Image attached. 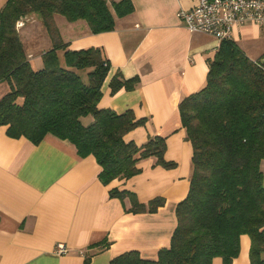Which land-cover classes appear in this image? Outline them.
Returning a JSON list of instances; mask_svg holds the SVG:
<instances>
[{
	"label": "trees",
	"instance_id": "16d2710c",
	"mask_svg": "<svg viewBox=\"0 0 264 264\" xmlns=\"http://www.w3.org/2000/svg\"><path fill=\"white\" fill-rule=\"evenodd\" d=\"M134 11L132 0H8L0 11V84L9 86L0 100V128L34 145L50 136L70 142L80 158L95 157L105 186L139 175L140 162L150 158L174 169L176 164L165 160V138H150L141 146L125 141L146 119L98 107L111 63L101 48L70 49L55 20L60 15L70 23L86 21L99 34L114 31L116 18ZM32 15L40 17L53 42L38 70L17 29L20 20ZM208 66L205 87L179 106L193 148L192 177L176 209L171 245L155 260L127 252L110 264H212L215 258L233 264L244 235L251 240V264H264V56L252 60L226 39ZM138 83V77L124 80L118 74L112 93L134 90ZM88 117L93 122L86 126L82 119ZM110 196L124 204L128 200L127 211L134 214L155 213L165 203L156 198L142 204L126 190L111 189Z\"/></svg>",
	"mask_w": 264,
	"mask_h": 264
},
{
	"label": "crops",
	"instance_id": "0c3cea01",
	"mask_svg": "<svg viewBox=\"0 0 264 264\" xmlns=\"http://www.w3.org/2000/svg\"><path fill=\"white\" fill-rule=\"evenodd\" d=\"M117 1V0H116ZM8 0H0V11ZM134 13L116 18L114 31L93 34L86 21L70 23L56 15L65 43L72 50L101 48L111 63L98 107L118 114L132 111L146 125L125 136L126 142L144 145L150 138L166 139V169L156 158L139 164L141 173L105 186L95 157L80 158L68 141L48 137L34 145L13 139L0 128V264H110L114 258L138 252L149 260L169 248L177 227L176 209L190 190L193 148L182 125V100L203 89L208 59L220 42L210 35L191 33L178 17L197 0H132ZM110 3V2H109ZM18 29L28 59L43 67L42 55L53 47L41 19L32 15ZM264 27L248 23L234 27L230 39L252 60L264 56ZM138 77L134 90L113 94L111 82ZM9 92L0 84V100ZM86 119L92 123L93 118ZM111 189L136 194L142 204L156 198L165 203L155 213H129L110 196ZM109 243V247L99 249ZM240 255L233 264H251L250 237H241ZM60 244L68 248L56 253ZM92 256L89 263L86 258ZM212 264H223L215 258Z\"/></svg>",
	"mask_w": 264,
	"mask_h": 264
},
{
	"label": "built area",
	"instance_id": "2783aa9c",
	"mask_svg": "<svg viewBox=\"0 0 264 264\" xmlns=\"http://www.w3.org/2000/svg\"><path fill=\"white\" fill-rule=\"evenodd\" d=\"M178 17L189 32L210 35L221 44L230 39L234 27L248 23L264 27V0H197L192 9L182 10ZM67 252L64 244L56 251L58 255Z\"/></svg>",
	"mask_w": 264,
	"mask_h": 264
},
{
	"label": "rangeland",
	"instance_id": "374dc122",
	"mask_svg": "<svg viewBox=\"0 0 264 264\" xmlns=\"http://www.w3.org/2000/svg\"><path fill=\"white\" fill-rule=\"evenodd\" d=\"M109 2H110V4H111V2H113V0H109ZM37 18L40 19L39 16H37ZM25 19H26V18H25ZM23 20H24V19L20 20L21 24L19 25L20 22L18 23L19 27H18V25H17V29H20V28H22V27L24 26V24L22 23ZM263 31H264V28H263ZM262 36H264V34H262ZM23 43H24V42H23ZM92 122H93V121H92ZM83 123H84L86 126H88V125H90L91 122L89 121V119H86V120L83 121ZM262 171H263V173H264V162L262 163Z\"/></svg>",
	"mask_w": 264,
	"mask_h": 264
}]
</instances>
